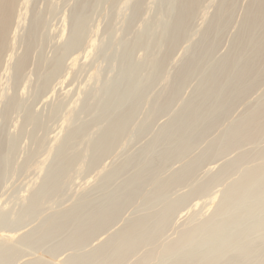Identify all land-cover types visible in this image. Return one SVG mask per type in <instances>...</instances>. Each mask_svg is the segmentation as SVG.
<instances>
[{
    "label": "bare ground",
    "instance_id": "bare-ground-1",
    "mask_svg": "<svg viewBox=\"0 0 264 264\" xmlns=\"http://www.w3.org/2000/svg\"><path fill=\"white\" fill-rule=\"evenodd\" d=\"M56 1L0 0V190L34 175L0 196V264H264V0H60L54 39Z\"/></svg>",
    "mask_w": 264,
    "mask_h": 264
},
{
    "label": "rangeland",
    "instance_id": "rangeland-1",
    "mask_svg": "<svg viewBox=\"0 0 264 264\" xmlns=\"http://www.w3.org/2000/svg\"><path fill=\"white\" fill-rule=\"evenodd\" d=\"M56 1V0H55ZM59 2H57L58 3V12L60 13V14H58V12L56 13V15H53V16H55L54 18L51 16L50 17V19H49V21L50 20H52L51 22H52V26H50L51 25V23H49V26H48V29H49V31L51 32V31H55L58 27H59V25L61 24V20H62V18H63V15L65 14H68L69 13V9H70V4L72 3L71 1V3L70 2H66L65 3V1H62V3H61V1L60 0H58ZM243 1H245V3H246V1L247 0H242V2ZM42 3V1H39L38 2V5L39 6H41L40 4ZM44 3V2H43ZM42 3V4H43ZM65 3V4H64ZM244 3V2H243ZM61 6H60V5ZM68 4V5H67ZM44 5V4H43ZM65 6V7H64ZM68 7V8H67ZM105 8V7H104ZM107 11H106V8L105 9H103V7L102 8H99L97 11H95V12H93V15H92V24L91 25H93L94 26V28H90L89 30L91 31V29H94L95 30V26H98V25H102V29H104L106 26H107V23H108V21H109V19H108V15H107V13H106ZM61 15V16H60ZM59 16V17H58ZM58 18V19H57ZM199 19V18H198ZM197 19V20H198ZM202 20V19H201ZM199 21V20H198ZM197 21V22H198ZM59 22V23H58ZM96 23H98V24H96ZM199 23H201V22H198L197 24H199ZM57 25V27H55ZM93 26H91V27H93ZM50 27V28H49ZM51 28H53V29H51ZM52 32L53 33V36H54V33L56 32ZM69 31V25H68V28H67V32ZM90 31H88V33L87 34H89V36H86V39H90V36H92V34H93V32H92V34L90 33ZM93 31V30H92ZM91 34V35H90ZM54 39H56L55 38V36H54ZM87 42V40L85 41V43ZM51 44V43H50ZM48 44L47 45V47L46 48H44V50H45V53L47 54V55H52V50H53V46H51V45H53V44ZM227 43L225 42V43H223V46L222 47H220V52H221V48H222V50L224 51L225 50V48H223L224 46L225 47H227V45H226ZM83 46L84 47H81L82 49H83V51H80V50H82L81 48H80V50H78V51H80V57L81 56H83V54L82 53H84V50H86V48H87V44H83ZM181 47V48H180ZM179 48H180V50L179 51H177L176 53H175V56H177V57H179L180 55H177V54H180V52H183V48L182 47H184V45H182V46H180ZM178 48V49H179ZM182 49V50H181ZM19 50L21 51V49L19 48ZM222 51V52H223ZM71 54H74L73 52L71 53ZM70 54V55H71ZM72 56V55H71ZM71 56H69V57H71ZM68 57V58H69ZM176 57V58H177ZM68 58H67V62L69 61L68 60ZM95 60H96V62H95ZM95 60L92 62V64H89V65H87L86 67L87 68H85V70H86V72L85 73H79L77 76H75V78L76 79H74V78H72L71 79V84H68V83H66V84H68V85H64L63 87L66 89V86H67V88H69V87H74L75 85L77 86V85H82V84H84V82H85V80H86V78L88 77V73H90L88 70H90V71H92V69L96 66L95 65V63L97 64L98 62H99V60L98 59H96L95 58ZM98 61V62H97ZM92 65H93V68H92ZM30 67H32V65L30 66ZM92 68V69H91ZM29 72L31 73L32 72V70H33V67L30 69L29 68ZM32 74V73H31ZM84 77H83V76ZM86 77V78H85ZM34 78V77H33ZM59 78V77H58ZM58 78L56 79V80H58ZM56 80H54V81H56ZM57 83V82H56ZM53 84H55V83H53ZM64 88H62V90L64 91L65 89ZM190 87H187L185 90H184V94H185V96L186 95H188L189 94V92H190V89H189ZM61 90V89H60ZM186 90H188V91H186ZM59 92V91H58ZM57 92V94L58 95H60V94H62L61 92H59L58 93ZM50 93V92H49ZM50 94H52V93H50ZM57 94L55 93L54 95H50L51 96V98L49 99V100H51L52 98H53V101L55 102L57 99V97H59V96H57ZM28 95H29V93H28ZM47 95H49V94H47V93H43L42 95H40L39 96V98H40V100H36L35 102H34V104H33V106L34 107H36L35 109L36 110H38V111H41L42 109L46 112V110H48V106H49V104L47 105L46 104V102H44V101H42V100H44L45 99V101H46V99H48V98H46V96ZM71 95H73V94H71ZM50 96H48V97H50ZM57 96V97H56ZM43 97V98H42ZM255 96L253 95V97L252 98H254ZM39 98H37V99H39ZM42 98V99H41ZM70 98H72V96H70ZM46 104V105H45ZM48 107V108H47ZM239 109V111H240V109H241V107L240 108H238ZM238 109H237V111H238ZM43 110H42V112H43ZM238 111V112H239ZM44 113V112H43ZM236 114V113H235ZM238 114V113H237ZM15 117L17 116L18 118H16L17 120L19 119V116L18 115H14ZM14 116H13V118H14ZM164 116V115H163ZM161 117V116H160ZM12 118V119H13ZM15 118L12 120V121H14V120H16ZM57 119H61L60 117H58ZM160 119H162V117L160 118ZM17 120H16V122H17ZM164 120H166V117H164L162 120H159V118H158V120H157V125H160L161 123H163V121ZM57 120L55 119V120H53V121H51L50 122V125H49V127H50V132H49V134H48V137H52L53 135H54V133H56L55 131L56 130H58L57 128V124L59 125V123H60V121L61 120H59V121H57V122H59V123H57L56 122ZM161 121V122H160ZM13 123V124H12ZM12 123H10V125H13V126H9V130H11V131H13L14 130V123L15 122H12ZM160 123V124H159ZM52 125V126H51ZM13 127V128H12ZM55 127V128H54ZM11 128V129H10ZM52 129H54L55 131H53ZM26 139V138H25ZM24 139V140H25ZM145 139V138H144ZM143 139V140H144ZM23 139H22V143H26V141H24ZM143 141H135V142H133V143H131L130 144V153H134V152H136L137 150H138V148L140 147V144L142 143ZM22 146H23V148L26 146V144H22ZM245 149H248L250 152H252V153H254V152H256L257 150H258V146L257 145H252V144H250V145H246L245 147H244ZM236 153V152H235ZM42 153H40L39 155H41ZM234 155V152L232 153V151L231 152H229L227 155H225L224 157H222V158H220V160H218L219 162L217 163L216 162V164H214V161H211V163L213 162V164H211L210 163V165L212 166V167H209L210 165H207L208 163H206V165H207V168H213L215 165L216 166H219L222 162H224L226 159H227V156L230 158V155ZM231 155V156H232ZM20 156H22V157H19L20 158V160H22L23 159V156H24V154H23V152H21V154H20ZM39 157V156H38ZM37 157V158H38ZM40 159H41V157H39ZM226 158V159H225ZM106 159V160H105ZM112 159V157H109V156H107L106 158H104V160H105V163H104V160H103V164H109V163H111V160ZM109 160V161H108ZM177 164H175V166H176ZM205 167V166H204ZM203 167V171H202V173L203 172H205L207 169H205ZM205 169V170H204ZM31 171L33 172V169H31ZM31 171H30V173H29V170H26V171H19L17 174H15V175H13V176H11V177H9L8 179H6L5 181H4V184L1 186V190H0V196H2L3 198L2 199H6L7 197L9 198L10 196H11V194L13 195L15 192H18L19 193V191L20 190H18V188L19 189H22L23 187H25L24 185H25V183L27 184V182H28V180L30 181V178L31 177H34V175H32L33 173H31ZM93 171V170H92ZM94 171L96 172V169H94ZM22 172H23V174H22ZM25 172V173H24ZM26 172H28V174L26 173ZM90 173H87L88 174V176H90V177H92V175L94 176L95 175V173L93 172L92 174H91V171H89ZM26 174V175H25ZM87 174H85L86 176H87ZM91 174V175H90ZM23 175H25V176H23ZM28 175V176H27ZM86 176H83L82 177V179L81 180H79V179H77V182H78V180H79V182L78 183H76V181L74 182V184L76 183V184H80V182L81 181H83L84 179H85V177ZM28 177V178H27ZM81 178V177H80ZM87 178V177H86ZM24 179H26V180H24ZM32 179V178H31ZM10 180V181H9ZM8 181V182H7ZM20 183H22V184H20ZM75 184V185H76ZM19 185H22V187L21 186H19ZM17 186V187H16ZM21 187V188H20ZM76 187H77V185L75 186V187H73L72 186V190H75L76 189ZM75 188V189H74ZM25 189V188H24ZM22 191V190H21ZM21 191H20V193H21ZM22 192H24V191H22ZM5 197V198H4ZM133 208L131 207V210H132ZM128 211H125V216H129L130 215V213H131V211H130V209L128 208L127 209ZM185 211H187L186 209L184 210V211H180V212H184L185 213ZM129 214V215H128ZM180 214H182V216L180 215ZM178 213V216L179 217H183L184 215H183V213ZM178 216H176V217H178ZM180 219V218H179ZM183 220V219H182ZM176 221L178 222V221H181V219L180 220H178V218H176ZM177 222H175V224L173 225V227L175 226H177ZM34 223V222H33ZM32 222L31 223H29V225H26L25 227H23L22 228V230H24L25 229V231L27 230V228L29 227V229L31 228V227H33V226H30V225H35V224H37L38 223V221H36L34 224H33ZM122 222L121 221H118V223L116 224V223H114L113 224V226H111V228L109 229V230H107V231H104V232H109V233H111V232H113V230H115V229H117L119 226H120V224H121ZM181 223V222H180ZM179 225V224H178ZM117 227V228H116ZM175 227L174 228H172V232H170V233H173L174 234V229H175ZM22 230H21V232H22ZM169 231H170V229L167 231V234L169 233ZM104 232H102L101 233V235H98L97 237L99 238V239H97L96 238V240H94V241H92V244L94 245V244H97L96 242H99L100 241V239L101 238H103V237H106L107 235H105L104 234ZM106 233V234H107ZM169 235V234H168ZM172 235V234H171ZM171 235H169V236H171ZM173 236V235H172ZM58 237H59V235H56V236H54L51 240L52 241H55V240H58ZM51 245H53V244H50V246ZM42 251H44V250H42ZM38 253V252H37ZM37 253H36V255H37ZM42 252H39L38 254H41ZM67 253L69 254V252H65V253H62V252H60V253H58V255L57 256H59V257H53V256H49V258H52L51 259V263H53L54 262V260L56 261V260H60L61 258H65L66 256L65 255H67ZM28 255H24L22 258H20L18 261H16V263H18V264H21L20 262H22L23 263V261H25L24 260V258H29L30 257V255H29V253H27ZM30 254H33V253H30ZM61 254H62V256H61ZM33 255H35V254H33ZM32 255V256H33ZM29 256V257H28ZM47 256V255H46ZM55 256V255H54ZM64 256V257H63ZM30 258H32V257H30ZM22 259V260H21ZM54 264V263H53Z\"/></svg>",
    "mask_w": 264,
    "mask_h": 264
}]
</instances>
